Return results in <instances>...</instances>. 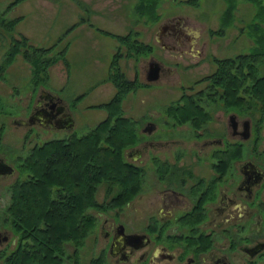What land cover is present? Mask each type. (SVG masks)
Segmentation results:
<instances>
[{"label":"rangeland","instance_id":"obj_1","mask_svg":"<svg viewBox=\"0 0 264 264\" xmlns=\"http://www.w3.org/2000/svg\"><path fill=\"white\" fill-rule=\"evenodd\" d=\"M138 3L139 0H0V66L12 45L25 36L29 45L47 49L50 57L57 56L55 63L62 62L68 71L72 70L71 88L79 81L86 80V91L89 95L92 91L94 95L85 101L79 102L83 95L74 100L72 110L79 109L75 111L77 126L73 131H67L60 129V123H32L35 116L34 106L41 91H46L43 87L46 81L34 86L33 67L23 57L25 48L0 79V157L16 169L13 176L0 178V232L11 235L10 241L0 246V253L9 254L19 244V234L8 218V209L12 184L26 178L20 163L34 146L49 140L65 139L73 133L83 136L108 117V111L101 105L91 110L89 101L109 98L110 94L99 93L103 87L108 89L107 84L111 85L116 93V86L110 79L111 72L117 71V68L113 67L114 61L118 71L127 79L136 80L141 85L127 93L122 101V111L124 116L138 122L140 140L126 149L125 156L127 161L143 166V191L146 193H143V198L133 199L131 204L122 209L127 217L142 221L150 207L149 203L143 202L148 200L150 195L149 188L153 179L150 157L155 154V149L150 148L142 155L144 163L140 159L134 160L128 154L135 156L136 149L145 144L143 140L167 142L172 139H184V133L188 130L183 124L177 123L170 113V109L177 107L180 99L184 97V92L188 90L194 94L204 88V80L217 70L218 59L252 54L259 48L253 36L259 31L252 26L257 21L258 10L248 1L238 0L235 18L223 31L221 28L228 7L227 0H198L197 5L190 4L189 0H161L156 21L142 15L138 10ZM13 20L16 22L12 28L10 22ZM176 21L185 25L187 37L181 48L171 49L162 42V39L166 41L168 36H164L160 29ZM261 26L260 31L264 32V23ZM82 27H93L95 34L86 33ZM108 43L114 51L109 65ZM142 44L151 45V50L149 47H142ZM152 61L160 62L164 67L160 79L155 82H149L146 77ZM255 63L259 68L258 75L264 74V55L258 57ZM59 77L61 78L60 75ZM192 86L193 89L189 91ZM239 113L241 121L248 119L246 114L240 111ZM261 117L259 111L253 116L249 142L260 137L261 146L264 147V116ZM259 120L261 124L257 123ZM16 121H28L29 124H18ZM150 121L157 125L158 132L142 133ZM182 149V145L175 144L159 151ZM97 199L99 203L107 202L106 184L99 187ZM120 210V207H95L89 210L96 216L98 223L80 250L82 263L100 255L105 245L101 223L105 217ZM66 247L68 253L73 252L72 244ZM65 264H72V261L67 259Z\"/></svg>","mask_w":264,"mask_h":264},{"label":"flooded vegetation","instance_id":"obj_2","mask_svg":"<svg viewBox=\"0 0 264 264\" xmlns=\"http://www.w3.org/2000/svg\"><path fill=\"white\" fill-rule=\"evenodd\" d=\"M162 33L168 36L162 42L171 49L181 48L187 37L179 21L167 24ZM227 59L238 61V57ZM220 60L217 70L204 80V88L194 94L184 92V99L197 103V115L203 120L184 123L188 130L184 139L143 140L135 156L128 154L144 163L142 155L155 149L150 157V195L143 202L150 207L142 221L127 217L123 207L103 219L105 245L98 256L104 264H264V147L260 137L249 142L253 118L246 115L248 119L241 121L237 104L226 105V91L216 83ZM233 65L232 75L237 70ZM41 92L34 121L45 125L63 121L69 128L66 108L57 97ZM155 132L158 127L150 121L142 133ZM175 144L182 145V151H159ZM15 172H0V178ZM144 192L136 198H143ZM10 238L0 232V246Z\"/></svg>","mask_w":264,"mask_h":264},{"label":"trees","instance_id":"obj_3","mask_svg":"<svg viewBox=\"0 0 264 264\" xmlns=\"http://www.w3.org/2000/svg\"><path fill=\"white\" fill-rule=\"evenodd\" d=\"M160 1L139 0L138 10L149 20L156 21ZM245 1L254 4L258 10L257 21L252 26L259 31L253 35L259 48L252 54L238 56V61L220 60L216 83H221L226 91L223 99L227 106L237 104L243 114L253 118L259 111L263 117L264 74L258 75L255 60L264 55V32L260 31L264 23V0ZM227 2L222 31L235 18L238 0ZM189 3L197 5L198 0H189ZM15 22H10L12 28ZM27 40L23 36L9 49L0 66V79L25 48L23 57L33 67L34 86H39L43 81L47 82L48 69L58 58L50 57L45 48L32 47ZM141 46L152 48L151 45ZM233 62L237 70L232 75ZM113 64L117 71L111 72L110 79L116 86V93L111 101L101 105L108 111V117L83 136L73 133L68 138L34 146L20 163L26 178L12 184L8 209V218L19 234V244L9 254L0 253V264H65L67 259L72 264H104L102 256L87 263L81 261L80 250L98 223L89 210L124 207L142 191L145 177L143 166L126 160V149L138 143L140 135L138 122L124 116L122 111V101L127 93L141 85L118 71L115 61ZM170 113L180 124L191 118L203 120L197 115V103L184 97ZM260 120L258 124H261ZM102 184L107 185L108 200L105 203H99L97 199ZM68 244L74 246L72 253L67 251Z\"/></svg>","mask_w":264,"mask_h":264},{"label":"crops","instance_id":"obj_4","mask_svg":"<svg viewBox=\"0 0 264 264\" xmlns=\"http://www.w3.org/2000/svg\"><path fill=\"white\" fill-rule=\"evenodd\" d=\"M44 4L46 5L47 3H44ZM50 4H52V3L50 2ZM92 28L93 27H90V28L89 27H82L81 29L85 30L86 33L90 32L93 35L95 33L92 31ZM89 30H91V31H89ZM105 42H107V41H105ZM37 47H40V46H37ZM40 48H42V47H40ZM107 52H108L107 61H108V65H109L110 61H111V57H112L111 54L114 53L113 48L112 49L110 48L109 43H108ZM98 63L99 64L101 63L100 60H98ZM54 64H52L48 69L50 72L49 78L43 87H44V90H46V92L57 97L58 100L60 101V104L66 108L67 112L69 113V115L74 120V128H75L77 126V119H76V114H75L76 112L75 111H78L79 109L76 108L75 110H72V104L74 103V100L78 96L83 95V98H81V100H79V102L85 101L88 98H90V96L93 95V92L91 91L92 93L90 92V95H89V93L86 91V89L84 87V83L86 82V80H82L81 82L79 81L77 83V85H74V88H71L70 87L71 86L70 81H71V77H73V76L70 73H72V70L69 69L70 71H68L66 69V67L62 64V62H58V63H54ZM99 67H101V66H99ZM59 75L61 76V78L59 77ZM83 79H85V78H83ZM61 82H62V84H61ZM107 85H108V89H105V87H103L102 89L99 90V93L106 94V95L110 94L111 96L109 95L108 96L109 98H107L106 100L105 99L104 100H98L97 99V100L89 101V103H90L89 107L91 110L96 109L95 106L108 103L110 101V99L113 98V95L115 93V89H112L111 85H109V84H107ZM16 87L17 86L15 85L14 86L15 91L17 90ZM79 102L77 103V106L79 105ZM77 113H79V112H77ZM34 123H36V122H34ZM59 123H61L60 129H65L67 131H73V129H74V128H72V129L67 128L63 121H60ZM39 124H41V123H39Z\"/></svg>","mask_w":264,"mask_h":264},{"label":"water","instance_id":"obj_5","mask_svg":"<svg viewBox=\"0 0 264 264\" xmlns=\"http://www.w3.org/2000/svg\"><path fill=\"white\" fill-rule=\"evenodd\" d=\"M166 29V25H164L163 27H161V31H164ZM161 72H162V66L158 61H152L150 62V67H149V71H148V75H147V80L149 82H155L158 81L160 79L161 76ZM70 120H69V128L72 129L74 128V120L73 118L69 115ZM28 122V121H27ZM27 122L24 121H16V123L18 124H26ZM34 119L33 122L34 123ZM150 126V125H149ZM246 138H248L250 136V121H247L246 124ZM15 168L9 164H7L3 158H0V172L2 173H9L12 174L14 172Z\"/></svg>","mask_w":264,"mask_h":264}]
</instances>
